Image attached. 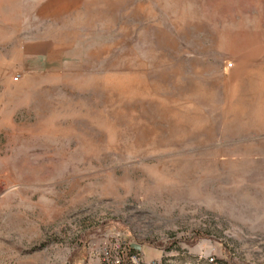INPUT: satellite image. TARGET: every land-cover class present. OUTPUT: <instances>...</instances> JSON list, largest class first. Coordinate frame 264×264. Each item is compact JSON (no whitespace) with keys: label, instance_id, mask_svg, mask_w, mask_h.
I'll use <instances>...</instances> for the list:
<instances>
[{"label":"rangeland","instance_id":"obj_1","mask_svg":"<svg viewBox=\"0 0 264 264\" xmlns=\"http://www.w3.org/2000/svg\"><path fill=\"white\" fill-rule=\"evenodd\" d=\"M116 241L264 264V0H0V264Z\"/></svg>","mask_w":264,"mask_h":264},{"label":"built area","instance_id":"obj_2","mask_svg":"<svg viewBox=\"0 0 264 264\" xmlns=\"http://www.w3.org/2000/svg\"><path fill=\"white\" fill-rule=\"evenodd\" d=\"M231 65L232 64H229L228 66ZM131 249V244L125 249L120 241H116L113 245V253L112 251H106L104 253V260L109 264H125V259L127 260V264H141L139 253ZM211 260H213V258Z\"/></svg>","mask_w":264,"mask_h":264},{"label":"water","instance_id":"obj_3","mask_svg":"<svg viewBox=\"0 0 264 264\" xmlns=\"http://www.w3.org/2000/svg\"><path fill=\"white\" fill-rule=\"evenodd\" d=\"M134 248H135L136 250H139V249H140V246L134 245Z\"/></svg>","mask_w":264,"mask_h":264}]
</instances>
